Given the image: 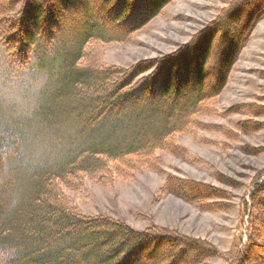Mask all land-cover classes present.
<instances>
[{"label": "trees", "instance_id": "1", "mask_svg": "<svg viewBox=\"0 0 264 264\" xmlns=\"http://www.w3.org/2000/svg\"><path fill=\"white\" fill-rule=\"evenodd\" d=\"M171 1L0 0V68L6 77L18 78L26 70L41 67L42 58L59 59V74L50 84L53 91L47 93V88L41 93L33 120L37 130H49L53 138L63 129H72L67 140L73 141L67 148L56 145L45 151L43 161L29 162L33 155L23 149L16 130L0 125V264H143L142 253L150 252L149 248L156 261L168 249L161 264H187L189 251L196 252L194 264L215 256L203 241H193L190 247L185 237L136 232L117 220L81 215L62 192L84 178L108 184L114 178L126 180L141 169L155 171L156 153H173L174 137L186 132L195 117L203 114L206 102L225 86L235 55L233 47L224 45L216 83L205 87L211 36L196 47L192 59H178V69L164 63L176 59L123 69L99 65L95 54L91 58L88 48L127 41ZM251 1L228 8L216 21L224 32V44L226 36L234 39L238 31V26H232L237 18L227 15L241 7L252 13L258 1ZM77 15L84 17L79 21L82 29L74 37L65 36L64 20H75ZM10 26L16 28L17 45L8 39ZM173 108L178 110L176 120L158 125L161 117L172 116ZM136 115L142 122L127 125ZM258 193L264 196V178L248 196L264 229V201L253 202ZM252 224L250 215L249 240L235 264H247L248 244L255 236Z\"/></svg>", "mask_w": 264, "mask_h": 264}, {"label": "rangeland", "instance_id": "2", "mask_svg": "<svg viewBox=\"0 0 264 264\" xmlns=\"http://www.w3.org/2000/svg\"><path fill=\"white\" fill-rule=\"evenodd\" d=\"M242 1L245 0H173L127 41L88 48L91 58L95 54L96 62L104 67L128 69L154 60L176 59L164 63L178 69V59H192L196 47L211 36L207 89L216 83L219 65L223 63L221 48L233 47L235 56L220 94L206 102L203 114L195 117V123L186 132L174 137V152L156 153L159 166L155 171L141 169L126 180L114 178L108 184L84 178L62 188L64 198L77 213L117 220L136 232L185 237L190 247L193 241H203L216 254L200 264H235L238 257H243L251 215L255 236L248 242L251 253L246 262L264 264V229L248 199L264 178V0H257L252 13L247 7L230 11L227 17L237 18L232 26H238V31L234 39L232 35L226 36L225 44L221 41L224 32L216 24L224 11ZM67 19L65 36L74 37L82 29L79 21L84 17ZM225 26L228 28V22ZM9 29L8 39L17 45L16 28ZM40 64L41 67L26 70L18 78L6 77L0 68V125L16 130L23 149L33 155L29 162L41 161L43 153L53 146L67 148L73 142L67 140L72 137L70 128L53 138L49 130L43 132L35 127L34 107L42 92L44 95L47 88V93L53 91L50 84L58 76L60 66L59 59L42 58ZM172 110V116L167 117L169 113L161 117L158 125L176 120L178 110ZM135 120L142 122L141 116L136 115L126 121L127 125L133 127ZM257 200L264 201L262 193L253 202ZM149 250L142 253L143 264H161L166 259L168 249L160 252L157 261V255ZM188 254L186 263L192 264L196 252Z\"/></svg>", "mask_w": 264, "mask_h": 264}]
</instances>
